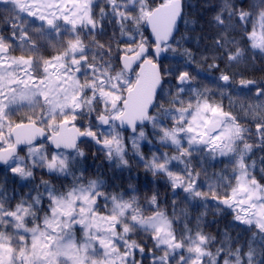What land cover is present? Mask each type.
<instances>
[{"label":"snow or ice","instance_id":"obj_1","mask_svg":"<svg viewBox=\"0 0 264 264\" xmlns=\"http://www.w3.org/2000/svg\"><path fill=\"white\" fill-rule=\"evenodd\" d=\"M190 7L0 0V264H264V78L246 75L264 0H216L206 37L187 34L195 19L181 32ZM205 38L197 59L186 45ZM129 143L170 203L116 183ZM92 148L121 175L89 177ZM210 208L231 216L215 236Z\"/></svg>","mask_w":264,"mask_h":264},{"label":"trees","instance_id":"obj_2","mask_svg":"<svg viewBox=\"0 0 264 264\" xmlns=\"http://www.w3.org/2000/svg\"><path fill=\"white\" fill-rule=\"evenodd\" d=\"M186 3H190L192 5H195L194 8H186L185 12L186 15L183 20H180L179 22V27L181 32L186 31V26H185V20L192 21L195 19L197 23L195 25H192L189 23L187 25V34L193 38L198 37V36H208L211 35V28L209 25L205 23V21L210 20L212 16L211 11H205V9L211 5L215 4L216 0H186ZM2 14V13H0ZM202 17V18H201ZM0 27H3L2 24H0ZM204 29L203 31L201 29ZM101 40H106L107 37H101ZM211 45V40L210 39H202L200 41L199 46L196 43V40L193 39L190 41L186 47L191 48V50L197 54V59H199V52L202 51L205 47H209ZM249 59L247 62V72L246 75L251 78L255 79L257 81L261 80L264 78V59H261L259 56L255 58L253 61L251 59L252 54L249 53ZM194 68L197 67L196 65L193 66ZM200 70L202 71V75H206L209 78L213 76L219 75L218 72L215 70H209L207 68L206 64L200 65ZM245 68V65H240L239 70H243ZM200 83L203 84H208L209 87L212 85L209 84V81L206 79L198 78ZM242 116V114H241ZM127 135V133H126ZM150 146L147 144L142 143L141 144V151L145 155H151V152L149 151ZM264 155V153H261L257 151L255 153V156L253 159L257 160V164L259 167V158ZM86 160L84 161V166L87 168V175L91 178H96L99 177L101 179H104L105 181L111 180V178L115 176H120L121 172L119 169H114L112 166H110L109 162L104 159V156L102 153L96 152L95 148H92L91 150L86 149ZM132 152H131V147L129 143V153H128V158L130 159V165H131V170H125L122 173V179L117 180L116 183H121L123 187H127L128 183L131 182L132 184L136 185L140 189V195L143 196L145 193L151 194V191L154 189H159L161 192V200L164 199L165 194L168 195V200L169 203L171 202V193L168 192V190L164 186V182L162 179L157 178L156 183L153 184L151 181L153 180V177L146 173L143 166L138 164V162L135 159H132ZM223 165H217L216 168L210 169V171H219L220 168H222ZM40 174L37 173V182L40 179ZM47 179L48 177H44ZM27 191V189H25ZM178 203H180L178 201ZM180 207L184 208L187 207V205L180 203ZM170 211V209H169ZM203 211V209H201ZM215 208H210L208 211V215L204 219L203 227L204 231L215 236L217 235L218 231H222L225 227V224L231 220V216L227 217V220L223 217V215H213L215 212ZM194 215L196 213H193ZM215 221V222H214ZM231 235L233 237L237 236L238 234L243 235V228L241 227H236L233 229H229ZM148 247H151V244H148ZM214 250V249H213ZM144 264H150V260H145Z\"/></svg>","mask_w":264,"mask_h":264},{"label":"water","instance_id":"obj_3","mask_svg":"<svg viewBox=\"0 0 264 264\" xmlns=\"http://www.w3.org/2000/svg\"><path fill=\"white\" fill-rule=\"evenodd\" d=\"M179 22H180V21H178V25H179Z\"/></svg>","mask_w":264,"mask_h":264}]
</instances>
